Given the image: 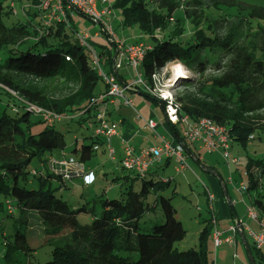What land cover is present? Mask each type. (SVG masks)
Listing matches in <instances>:
<instances>
[{
    "label": "trees",
    "instance_id": "obj_1",
    "mask_svg": "<svg viewBox=\"0 0 264 264\" xmlns=\"http://www.w3.org/2000/svg\"><path fill=\"white\" fill-rule=\"evenodd\" d=\"M17 1L29 4L26 14L30 15V24L20 20L6 24L4 17L10 18V6L0 0V92L6 96L2 104L14 113L0 116V195L4 198L0 212L12 220L10 240L4 241L0 264H15L22 255L36 250L22 230L29 218L42 227L40 245L50 246V258L34 264H209L213 229L209 217L200 220L203 227L197 248L175 247L184 238L185 229L176 218L171 198L161 195L172 181L166 180L170 177L126 171L129 174L116 177L125 184L118 198L100 194L72 207L61 197L66 182L83 177L67 179L58 171L52 160L67 157L63 152L58 158L52 156L55 149L65 147L63 133L54 127L58 122L48 123L33 115L24 101L67 116L61 121L89 122L90 143H74L70 150V156L83 164L96 153L94 147L102 145L94 135L97 121L93 99L105 91L106 85L96 92L102 78L89 52L74 37V18L68 21L69 27L63 23L41 27V16L33 22L39 14L35 8L39 0ZM154 1V6L147 0L112 3L120 11L121 27L136 26L146 36L144 43L149 49L141 62L145 78L168 62L181 63L198 76L194 82H185L192 90L178 97L183 113L192 120L209 118L227 125L232 142L240 146L249 143L255 132L263 134L264 113L259 111L264 110V5L238 0ZM109 44L91 41L106 73H111L114 55ZM52 82L60 86L58 94L52 92ZM143 95L163 107L158 99ZM39 124L43 127L32 131ZM169 131L176 143L186 145L177 125L169 124ZM187 152V157L201 164L198 155L190 149ZM34 159L42 162V170L29 171ZM245 171L247 193L259 186L264 158L249 159ZM31 179L36 186L27 188L25 183ZM138 180L141 185L136 189L134 183ZM149 194H154L152 205L146 201ZM91 202H100L99 215H93L89 223L79 222L77 216L90 212ZM157 202L161 222L141 230L139 220ZM251 203L264 213L257 196ZM248 246L254 263L264 264V254L252 244Z\"/></svg>",
    "mask_w": 264,
    "mask_h": 264
},
{
    "label": "rangeland",
    "instance_id": "obj_2",
    "mask_svg": "<svg viewBox=\"0 0 264 264\" xmlns=\"http://www.w3.org/2000/svg\"><path fill=\"white\" fill-rule=\"evenodd\" d=\"M114 0H111L113 2ZM150 6L155 5L154 0H147ZM248 4H258L264 5V0H238ZM6 3L10 6V18L4 17V21L6 24H10L12 20H20L23 22H31L28 21V15L26 14V10L30 9L28 3H20L17 0H6ZM25 8V9H24ZM37 9V8H36ZM113 11H120L112 8ZM39 14L35 17L33 22L38 21V16H43V14L37 9ZM31 12V11H30ZM73 18L75 21V25L77 30L88 32L89 34H93L96 30H99V25L96 24L92 19L82 16L76 15ZM32 25V24H31ZM113 24V31H115L116 35L121 38L122 34H125L127 38L123 37L121 40H125L126 43L130 44L134 36L136 34H141L140 30L136 27H128L119 29V25ZM117 30V31H116ZM160 34V33H159ZM100 39H104L105 43L108 41L101 35ZM143 40V37L140 39ZM96 42V41H95ZM142 42V41H141ZM109 44V43H108ZM110 45V44H109ZM6 58V54L1 55V60L4 61ZM181 63L176 61H171L165 64L162 68V86L168 88L169 92H175L177 97L183 95L185 92H190L192 87L187 85L186 81H195L198 76L196 72L189 70L186 66L181 70L178 66ZM176 67L179 71H176ZM181 67V66H180ZM185 67V68H184ZM184 68V69H183ZM181 71V72H180ZM132 71V75H133ZM58 84V83H55ZM54 82L49 83L52 92L55 94L59 93L60 86L55 85ZM103 81L99 80L96 92H99L102 89ZM63 89V88H61ZM64 91V89H63ZM143 98V95L136 94ZM6 96L0 92V116L5 112L7 114H14L8 105H3L2 102L5 101ZM150 101V100H149ZM150 103V106L154 107L155 112L159 119L163 122L165 129L161 126L157 128L158 133L164 135L166 138L169 135V124L167 123L166 117L164 115V111L160 105H157L153 102ZM132 107L126 106L127 108L120 109L121 106H117L116 112L111 114L110 121L119 123V120L122 116L129 117L131 115H135V108L138 110V105L134 102L131 103ZM135 106V108H134ZM134 110H133V109ZM264 113V110L259 111V114ZM31 119H36L35 116L31 115ZM156 119V118H155ZM158 120V119H157ZM119 125V124H118ZM118 125L116 128H118ZM43 127V124H39L37 128L32 129V131H37ZM54 127L61 131L64 135L65 147L64 153L66 156H70V150L73 147V144L76 143L79 145L81 141L85 144H89L91 139L92 128L89 125V122L85 124H78L74 121H61L54 125ZM167 128V129H166ZM151 130V128H150ZM148 140L145 144V147L152 146L150 144L156 143L157 140L153 138V129L151 131H147ZM257 137V138H255ZM122 138H124L122 136ZM125 140V139H124ZM126 141V140H125ZM147 145V146H146ZM62 149H55L53 151V158L60 157ZM218 153V152H217ZM230 158H234L235 162L227 163L226 159L222 154H210L207 153L205 157V162L210 164L212 168L216 171L218 175L212 174V172H207L198 164H196L192 158H187V163L189 168L186 169L183 173H177L174 169L175 162L173 159L165 166L158 167L156 177L160 178H172L169 185L161 191V195L170 197L171 204L175 208L176 218L181 222L183 228L185 229V236L182 240L175 244V247L179 250H185L188 248H197L198 245V235L201 231L203 224L200 222L202 218L209 217V202L207 199V194L204 190L203 183L206 184L210 193L214 197L213 206H216L217 201L219 200L222 205L226 208L227 212L230 213V204L227 202L226 195L224 193V189L222 188L219 179L222 178L226 180V185L228 188V194L233 198L235 203L237 204V209L240 210V213L244 211V206L246 208V202L248 196L246 194H241L237 186L240 182L245 181L246 178L242 173L245 169L246 163L249 159H260L264 158V133H260L258 131L254 133V138L246 143L245 146H240L236 142H232L229 147ZM110 155L108 150L105 152H96L90 160L83 163L84 170L87 172L85 179H82L84 184H87V187H82L79 184L80 188H76L72 185H68L65 183L67 187L61 190V197L67 201L72 207H77L78 205L83 204L85 201L91 200L96 195L102 194L105 198H118L121 196V192L124 190L125 184H122L121 178H116L117 175H123V170H120V167L115 164L114 161L110 160ZM29 171L34 170H42L43 165L42 162L38 159H34L28 166ZM211 179H215L214 182H211ZM261 181L264 182V172L261 176ZM81 183L80 181H76V183ZM21 183V182H20ZM53 186L56 185V182L52 181ZM140 181H136L134 183V187L136 189L140 188ZM27 188H33L36 186V183L33 179L29 180V182L25 183ZM82 193V197H80ZM252 195L256 193V196L264 202V185L258 186L255 190H250L249 192ZM227 194V196H228ZM229 197V196H228ZM2 195H0V201H3ZM231 199V201H233ZM146 201L152 205L154 203V194H149ZM215 208V207H214ZM90 212L80 213L77 216V219L81 223H89L93 215H99L101 210L100 202H91L89 204ZM264 214V213H263ZM162 213L160 209V204L157 202V206L152 208L150 211L143 214L142 218L139 220V228L145 229L148 228L152 223L161 222ZM249 225L252 229H256L253 226V220H249ZM12 220L10 218H6L3 212H0V262L1 256L4 252V241L10 240V235L12 232ZM40 223L36 222L33 218H29L28 222L23 224L22 230H24L29 235V244L36 247V250L29 255H22L17 259L15 264H34L36 261H45L50 258V246L48 244L40 245ZM33 237V238H32ZM250 241V240H249ZM40 242V243H39ZM210 245H213L212 239L209 241ZM214 250V248H213ZM210 250V253L213 252ZM240 255L246 257L245 252L242 251L240 247ZM133 257L136 258L137 254L134 252Z\"/></svg>",
    "mask_w": 264,
    "mask_h": 264
},
{
    "label": "built area",
    "instance_id": "obj_3",
    "mask_svg": "<svg viewBox=\"0 0 264 264\" xmlns=\"http://www.w3.org/2000/svg\"><path fill=\"white\" fill-rule=\"evenodd\" d=\"M99 3L101 5L100 8L98 7ZM35 8L43 14L41 16V27H47L55 23H63L65 27H69L68 21L70 18L78 14L92 19L99 25V30L96 34L89 35L88 32L77 30L74 32V37L79 45L89 52L93 66L106 85L105 91L93 99V103L96 105L95 118L97 121L94 135L107 141V150L111 158H113L114 149L109 145V140L117 134V131L106 116V105L108 102H112L114 98H121L125 105L131 106L130 101L124 94L126 90H130L144 93L161 101L168 124H181L180 134L185 141L198 143L199 147L206 152L222 154L228 164L235 162L234 158H230L229 147L232 140L227 125L219 124L209 118L192 120L187 114L183 113L176 93L169 92L168 88L162 86V68H155L149 77L145 78L141 70V62L149 46L141 41L128 44L118 38L115 31H113V21L110 18L113 12L111 0H39ZM98 35H102L113 47L112 69L116 72L124 64L132 69L134 74L129 79L119 81L113 74L103 71L99 55L91 45L92 38ZM8 91L17 96V93L13 90L8 89ZM24 104L33 115L48 123L59 122L67 118V116L53 113L32 102L24 101ZM145 124L151 129L155 128V122L151 119L146 120ZM120 141L124 144L120 165L125 171L143 175L148 170V167L159 161L162 156L174 160V169L177 173H183L189 168L187 154L182 142H177L173 145L168 140L161 138L162 144L160 146L142 147L136 151L123 138H120ZM94 148L96 149L98 146ZM52 163L58 166V171L64 178L83 177L85 174L83 164L72 156H67L60 160H52ZM242 174L246 175L245 169ZM166 180H172V178H167ZM258 182L259 186L264 185V182L260 179ZM203 186L209 202V218L213 225L211 239L214 248L221 244L235 246L239 242V231L241 230L251 237L253 246L264 254V220L261 218L257 206L251 203L247 204L245 209L246 216L257 225L256 230L247 224L244 225L239 218H235L225 229H220L217 226L218 217L213 206L214 197L206 184L203 183ZM237 189L241 194H244L247 190L246 182H240Z\"/></svg>",
    "mask_w": 264,
    "mask_h": 264
},
{
    "label": "crops",
    "instance_id": "obj_4",
    "mask_svg": "<svg viewBox=\"0 0 264 264\" xmlns=\"http://www.w3.org/2000/svg\"><path fill=\"white\" fill-rule=\"evenodd\" d=\"M98 7L99 8L101 7L100 3L98 4ZM110 18L112 19L113 24L119 25V27H118L119 29L123 28L120 25L121 24V15L118 14V12H115V10H114L112 12V15L110 16ZM74 23H75V21H74ZM96 33H98L97 30L95 32H93V34H96ZM93 34H89V35H93ZM100 37L101 36L98 35V36L92 38V41H97L98 43L105 44V40L104 39L101 40ZM123 37L127 38V36L125 34L121 35L122 39H123ZM131 37L133 38V40L131 41L132 43L135 41H142V42L146 41V36L143 35L142 33L136 34V35L131 36ZM142 37H143V40H140ZM118 38H120V37H118ZM111 74H113L119 81L127 80L132 76V69L129 66L124 64L116 72L112 69ZM124 94H125V97L130 101V103H132L134 100V102L138 105V110L134 106L135 110L133 108L132 109L135 111L136 114L135 115L130 114L129 117L122 116L119 120V123H118L119 125L115 122L110 121L111 114H114L116 112L117 106H121L120 109H123L124 106H125V108H127L126 106L132 107V105L131 106L125 105L121 98H114L112 100V102H108L106 105V113H107L106 116H107L108 120L115 126V128L118 125V128H116L117 134L112 136L109 140V145L111 147H113V149H114L113 158H110V160L114 161L115 164L118 163L120 170H122V167L120 165V160L123 156V149H124V144L121 143L120 138H122V136H123L124 137L123 139H125L127 141V144L130 145L131 147H133L136 151L142 147H145V144L148 140V134L144 130H147V131L152 130V129L150 130V128L145 124L146 120L151 119L155 122V128L153 129L154 131H151V132H153L152 133L153 138L156 139L157 142L150 144V145L160 146L162 144L161 138L168 140L173 145L176 144V140L172 137L170 131H169V135L167 138L164 135H161L158 133L157 128L159 126H161L163 129H165V126H164L163 122L159 119V117L157 116V113L155 112L154 107L150 106V103H148L151 101L157 105H160L158 102H154L153 100L145 97L143 95L144 93L137 92V91L126 90L124 92ZM136 94L143 95V98H141L140 96H138ZM160 107L162 108V111H163V107L161 105H160ZM177 127L181 131L182 125L179 124V125H177ZM168 130H169V127H168ZM99 140L102 142V145L98 144V148L96 149V152L100 151V152L106 153L107 141L102 137H100ZM186 142H187L186 143L187 149H190L195 155L199 156L198 158L200 159V162H201V164H199V165L202 167V169H204L207 172L208 171L212 172V174H214V176L218 175L216 173V171L212 168V166L210 164H208L207 162H205V157L207 156L208 152L201 149L199 147L198 143H196V142L195 143H190L188 141H186ZM64 150H62L61 153L62 152L64 153ZM186 153H188V152L186 151ZM210 154H219V153L213 152ZM187 158H192V160L194 161V158L190 155ZM170 161H171V159H169L165 156H162V158L159 161L154 162L153 164H151L148 167L147 174L148 175H154V174L156 175L157 174V168L158 167H165ZM122 172H124V174H129L124 169ZM86 174H87V172H85L82 179H85ZM116 177H120V175H117ZM82 179H75L72 181H68L66 183L68 185L70 184L76 188H80L79 184L82 185V187H87V184H84L82 182L83 181ZM80 180H81V183L80 182L76 183V181H80ZM214 180L215 179H211V182L213 183ZM219 182H220L222 188L228 194V188L226 185V180H223L222 178H220ZM244 194H246L248 196V199H247L248 202H246L245 204L246 205L251 204V199H253V197L256 196V193L254 195H252L250 193L245 192ZM228 196L230 199L233 200V198H231V196L229 194H228ZM262 203L264 205L263 201H262ZM231 204L232 205L229 209L230 213L227 212L226 208L222 205V203L219 200L217 201L216 206L214 205L216 213H217V217H218V225H217L218 228L225 229L228 226V224H230L233 220H235V218L241 219L242 222L244 223V225H246V224L249 225L250 223L246 219H249V220H251V219L248 218L245 214V209H246L245 206H244V211L240 213V210L237 209V206H236L237 204L235 203L234 200L231 201ZM260 216L264 220V214L261 213V211H260ZM253 226L256 227V229H257V225L254 222H253ZM256 229H254V230H256ZM244 236H245V239H246V242L248 245L253 243L251 237L248 234H246L245 232H244ZM238 239H239V242H237V244H235V246H228L227 244H221V245L217 246L216 248H214V246L210 245V243H209V245H208L209 260H210L209 264H250L248 257H247V252H246L245 246L241 241L240 235H239ZM240 247H241L242 251L245 252L246 257H243L242 255L239 254L240 253ZM213 248H214V250H213ZM210 250L211 251L213 250V252L210 253ZM234 254H236V256H234Z\"/></svg>",
    "mask_w": 264,
    "mask_h": 264
},
{
    "label": "water",
    "instance_id": "obj_5",
    "mask_svg": "<svg viewBox=\"0 0 264 264\" xmlns=\"http://www.w3.org/2000/svg\"><path fill=\"white\" fill-rule=\"evenodd\" d=\"M184 148H185L186 151H188L186 145L184 146ZM224 193L226 195L227 202L230 204V207H231V205H232L231 204V199L227 196V192L225 190H224ZM239 235H240V238H241L242 243L245 246V249H246V252H247V257H248L249 262L252 263V264H255L254 263V259H253L252 254H251V251L249 249V246H248V244L246 242L245 236H244V234H243V232L241 230L239 231Z\"/></svg>",
    "mask_w": 264,
    "mask_h": 264
},
{
    "label": "bare ground",
    "instance_id": "obj_6",
    "mask_svg": "<svg viewBox=\"0 0 264 264\" xmlns=\"http://www.w3.org/2000/svg\"><path fill=\"white\" fill-rule=\"evenodd\" d=\"M181 66V67H180ZM183 66L180 64L179 66H178V68L181 70V68H182ZM177 67H176V71H179V69H178ZM185 68V67H184ZM183 68V69H184ZM181 72V71H180Z\"/></svg>",
    "mask_w": 264,
    "mask_h": 264
},
{
    "label": "clouds",
    "instance_id": "obj_7",
    "mask_svg": "<svg viewBox=\"0 0 264 264\" xmlns=\"http://www.w3.org/2000/svg\"><path fill=\"white\" fill-rule=\"evenodd\" d=\"M182 65V64H181ZM244 234V233H243Z\"/></svg>",
    "mask_w": 264,
    "mask_h": 264
}]
</instances>
